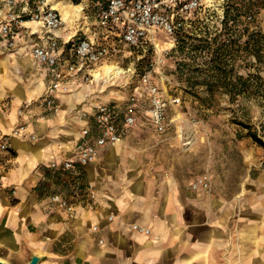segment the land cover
Returning a JSON list of instances; mask_svg holds the SVG:
<instances>
[{"label": "crops", "instance_id": "1", "mask_svg": "<svg viewBox=\"0 0 264 264\" xmlns=\"http://www.w3.org/2000/svg\"><path fill=\"white\" fill-rule=\"evenodd\" d=\"M50 2L82 5L55 37L78 39L94 30L89 4ZM37 31L35 41L45 45L47 30ZM27 33L17 31L15 53L0 56V136L9 135L0 169L1 261L25 264L33 253L39 264H264V198L250 191L244 199L206 197L187 170L148 165L128 135L143 123L154 129L143 119L94 162L72 172L51 169L49 163L73 157L84 128L94 133V108L111 103L94 85H78L59 94L58 111L49 113L38 102L49 72L28 54ZM54 195L72 202L73 212L58 209Z\"/></svg>", "mask_w": 264, "mask_h": 264}, {"label": "rangeland", "instance_id": "2", "mask_svg": "<svg viewBox=\"0 0 264 264\" xmlns=\"http://www.w3.org/2000/svg\"><path fill=\"white\" fill-rule=\"evenodd\" d=\"M246 2L202 0L175 38L159 32L142 48H123L113 65L125 77L93 84L105 86L95 94L106 103L122 106L149 72L165 99L176 98L162 132L143 123L128 135L148 165L187 170L194 187L206 176L208 194L199 193L206 197L244 199L250 191L264 198V100L257 97L264 91V8L239 18Z\"/></svg>", "mask_w": 264, "mask_h": 264}, {"label": "built area", "instance_id": "3", "mask_svg": "<svg viewBox=\"0 0 264 264\" xmlns=\"http://www.w3.org/2000/svg\"><path fill=\"white\" fill-rule=\"evenodd\" d=\"M59 1L90 5L96 24L89 36L68 40L55 37L53 33L62 29L64 22L50 0H0V56L15 53L18 48L17 31H28V44L25 46L28 54L49 72L48 85L38 102L53 114L58 111L59 94H70L78 85L117 81L118 74L105 83L107 76L102 67L113 66L114 58L120 56L123 48H142L159 32L175 38L191 24L195 13L202 7V0ZM38 28H44L49 34L45 45L35 41ZM122 72L120 75L125 77L126 71ZM138 77L139 87L122 106L111 103L94 108L91 114L94 133L89 126L84 128L74 144L73 157L60 163H49L51 169L60 167L62 172H72L77 166L94 162L104 149L120 144L126 132L135 127L140 119L159 132L165 129L167 108L178 100L165 99L149 72H143ZM30 105L31 102H25L23 106ZM8 141L9 135L0 136V169L4 167L2 154H9ZM199 183L207 188L206 176ZM88 194L91 197V193ZM51 201L58 209L73 212L74 205L67 198L54 195Z\"/></svg>", "mask_w": 264, "mask_h": 264}, {"label": "bare ground", "instance_id": "4", "mask_svg": "<svg viewBox=\"0 0 264 264\" xmlns=\"http://www.w3.org/2000/svg\"><path fill=\"white\" fill-rule=\"evenodd\" d=\"M52 6H53L55 9H57V10L59 11V13H60V15H61V18H62V20H63L64 22H69V21H71V19H72L75 15H79V14L81 13V10H82V5L72 6V5L62 4V3H54V4H52ZM29 64L33 67V70H34V71H37L36 68H35L36 65H33L31 61H30ZM102 71H103V73L107 76V79H106L105 83L109 82L110 79L112 80V78L115 79V75H116V74L119 75V78H122V77H123L122 75H120V74L123 73V72H122V69H120V67L117 66V65H113V66H110V67H109V66H103V67H102ZM96 77L98 78L99 76L96 75ZM39 81H40V80L37 79L36 84H35V87H36V88L34 89V90L37 91V93H39V92L41 91V88H42L41 83H40ZM114 81H115V80H114ZM114 81H113V82H114ZM113 82H112V83H113ZM98 84H99V83H98ZM97 86H99V85H97ZM104 87H105L104 85H102V87H101V85H100V87H97L96 90L99 91V92H101V89H103ZM34 90L32 89L31 92H33ZM34 95H35V93L33 92L30 96L32 97V96H34ZM76 97H77L79 100L83 98V96L81 95V92H78V93L76 94Z\"/></svg>", "mask_w": 264, "mask_h": 264}, {"label": "trees", "instance_id": "5", "mask_svg": "<svg viewBox=\"0 0 264 264\" xmlns=\"http://www.w3.org/2000/svg\"><path fill=\"white\" fill-rule=\"evenodd\" d=\"M253 8H256V9L264 8V0H247L246 4H244L243 7L238 9L239 11L237 12L238 13L237 15L240 18V17L246 15L247 13H249L250 11H252ZM257 97H260V99L264 100V91L261 92L260 94H257ZM254 139H255V141L261 143L260 140H258L255 136H254Z\"/></svg>", "mask_w": 264, "mask_h": 264}, {"label": "water", "instance_id": "6", "mask_svg": "<svg viewBox=\"0 0 264 264\" xmlns=\"http://www.w3.org/2000/svg\"><path fill=\"white\" fill-rule=\"evenodd\" d=\"M41 260H42L41 256L32 253L29 260L25 264H39ZM0 264H9V263L0 260Z\"/></svg>", "mask_w": 264, "mask_h": 264}]
</instances>
